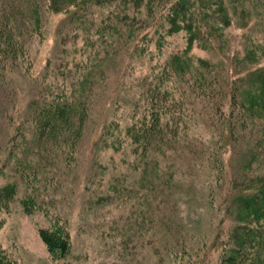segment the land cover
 I'll list each match as a JSON object with an SVG mask.
<instances>
[{"label":"trees","instance_id":"1","mask_svg":"<svg viewBox=\"0 0 264 264\" xmlns=\"http://www.w3.org/2000/svg\"><path fill=\"white\" fill-rule=\"evenodd\" d=\"M216 1L0 0L1 70L15 64L25 53L26 41L37 32L47 12L65 13L74 31H80L83 42L91 32L100 33L98 42L86 41L95 46L91 66H102L109 61L104 58L114 51L130 50L142 55L147 48L136 38L147 36V29L151 36L141 40L153 39L155 56L162 55L167 36L184 33L185 46L170 53L162 63H155V70L140 81L139 98L143 103L137 100L136 119L124 130L123 142L134 155V169L140 168L138 186L142 191L122 184L120 179L110 184L117 201L127 210L125 223L133 227L132 238L139 240L143 257L153 258L154 264H163L166 257L172 258V264H261L264 48L242 34L240 46L231 49L236 38L229 37L226 30L232 25L230 16ZM256 1L264 10V0ZM194 45L208 54L195 55L191 52ZM80 81L78 78L73 83L77 92ZM54 91L43 88L29 104L31 119L35 120L34 139L38 142L34 155L29 157L50 163V152L67 166L82 137L87 113L76 99L64 98ZM196 117H202L214 131L207 143L199 137L186 138L187 121ZM177 143L186 157L187 153L191 155V159L187 157L190 168L198 172L204 168L213 170L217 182L224 177V154L227 152L228 160L236 161L227 179L230 195L223 203L225 215L235 224L233 232L230 230L221 240L228 249L214 258H208L209 248L202 240L193 244L192 235L177 215V201L172 195L173 171L160 167L156 155L153 158L149 153L152 145L173 148ZM15 194L14 184H0V208L7 206ZM23 203L30 210L31 202L24 199ZM38 234L51 257L67 256L70 238L64 223L53 221L50 227H40ZM218 242L216 234L208 247ZM0 264H7L1 251Z\"/></svg>","mask_w":264,"mask_h":264},{"label":"rangeland","instance_id":"2","mask_svg":"<svg viewBox=\"0 0 264 264\" xmlns=\"http://www.w3.org/2000/svg\"><path fill=\"white\" fill-rule=\"evenodd\" d=\"M254 2H217L230 16L232 25L226 30L229 37L236 38L231 49L240 46L242 34L264 48V10ZM79 33L65 13L47 12L37 32L26 41L25 53L17 63L0 69V165L4 162L0 184H14L16 188L10 203L0 208V251L7 264H154L153 258L143 257L139 240L132 238L133 227L125 223L127 210L117 201L110 184L120 179L122 184L142 191L138 186L140 168L134 169V155L123 142L124 130L136 119L137 100L143 103L140 81L155 70V63H162L185 46V35L180 31L167 36L162 55L155 56L153 39L141 40L151 36L147 29V36L136 38L147 48L142 55L114 51L104 58L109 61L102 66H91L95 46L89 43L98 42L100 33L91 32L85 42ZM191 52L208 54L195 45ZM78 78L77 92L73 83ZM43 88L76 99L86 109L82 137L67 166L50 152V163L30 159L38 142L29 104ZM185 134L207 143L214 131L202 117H196L187 121ZM149 153L153 158L156 155L160 167L173 171L177 215L192 235L193 244L202 240L209 248V259L227 250L228 244L221 240L233 232L235 223L225 215L223 203L230 195L227 179L236 161L224 154V177L217 182L213 170L198 172L189 167L187 157L191 159V155L186 157L179 143L173 148L152 145ZM24 199L31 202L30 210L24 207ZM56 220L64 223L70 238V250L63 259L51 257L38 234L40 227H50ZM216 234L220 242L208 247ZM261 255L260 263L264 264V249ZM171 260L166 257L163 264H172Z\"/></svg>","mask_w":264,"mask_h":264}]
</instances>
